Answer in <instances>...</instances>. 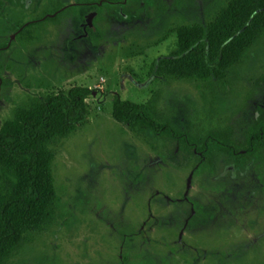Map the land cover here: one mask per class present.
I'll return each mask as SVG.
<instances>
[{
    "label": "rangeland",
    "instance_id": "rangeland-1",
    "mask_svg": "<svg viewBox=\"0 0 264 264\" xmlns=\"http://www.w3.org/2000/svg\"><path fill=\"white\" fill-rule=\"evenodd\" d=\"M229 2L0 0V128L71 87L91 92L84 122L50 147L60 207L11 264H264V151L235 163L153 150L110 115L114 96L154 98L175 128L229 126L240 141L264 109L263 40L227 89L151 67L176 51L177 28L203 26Z\"/></svg>",
    "mask_w": 264,
    "mask_h": 264
},
{
    "label": "trees",
    "instance_id": "trees-1",
    "mask_svg": "<svg viewBox=\"0 0 264 264\" xmlns=\"http://www.w3.org/2000/svg\"><path fill=\"white\" fill-rule=\"evenodd\" d=\"M174 35L176 51L151 66L155 73L165 79H190L227 89L238 80V69L249 49L264 41V0H230L209 23L179 27ZM257 81L264 82V78ZM90 94L85 87H71L1 126L0 264H11L12 250L52 223L60 202L52 189L50 147L84 122V101ZM110 115L135 135H149L153 150L157 149L153 142H160L161 147L174 145L208 160L223 154L235 163L248 162L264 151V109L260 107L237 142L229 126L196 132L175 128L154 98L139 105L114 96Z\"/></svg>",
    "mask_w": 264,
    "mask_h": 264
}]
</instances>
